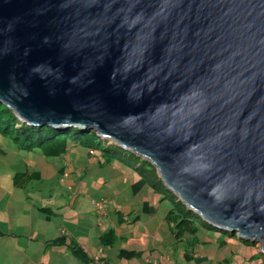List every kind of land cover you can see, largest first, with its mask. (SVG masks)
I'll return each mask as SVG.
<instances>
[{
	"label": "water",
	"instance_id": "95a60500",
	"mask_svg": "<svg viewBox=\"0 0 264 264\" xmlns=\"http://www.w3.org/2000/svg\"><path fill=\"white\" fill-rule=\"evenodd\" d=\"M0 103L134 152L264 253V0H0Z\"/></svg>",
	"mask_w": 264,
	"mask_h": 264
},
{
	"label": "rangeland",
	"instance_id": "374dc122",
	"mask_svg": "<svg viewBox=\"0 0 264 264\" xmlns=\"http://www.w3.org/2000/svg\"><path fill=\"white\" fill-rule=\"evenodd\" d=\"M2 150H6V145L2 146ZM36 154L28 155L9 149L6 156H0V231L17 236L0 238V264L13 259L11 255L23 245L31 244L30 248L37 250L40 244L36 240H57L61 232L62 235L65 232L67 237L79 240L80 245L88 243V235L92 232L93 247H89L90 251L99 247L98 242L95 244L96 239L111 229L118 236L114 243L115 249L130 238L138 240L135 243L146 245L157 237L162 244L169 246L167 241L161 240L170 238L169 224L163 223V220L173 204L130 165L114 160L102 168L97 163L99 155L89 157L83 147H74L63 160L44 159ZM63 167L65 169L61 171ZM84 168L87 169L86 173ZM25 171L39 172L41 176L31 178L22 187H14L15 173ZM124 207L133 212L117 214ZM105 209L108 213L102 216ZM139 214L143 219L141 222L137 221ZM119 219L130 222L119 224ZM198 238L202 244H207L206 247L200 245L198 249L206 251L216 248L217 257L213 260L221 264V260L227 258L230 264H264L258 241L246 243L206 230H199ZM185 245L183 241L176 246L183 248ZM142 249L148 250L147 246ZM50 259L42 261L50 263Z\"/></svg>",
	"mask_w": 264,
	"mask_h": 264
},
{
	"label": "trees",
	"instance_id": "16d2710c",
	"mask_svg": "<svg viewBox=\"0 0 264 264\" xmlns=\"http://www.w3.org/2000/svg\"><path fill=\"white\" fill-rule=\"evenodd\" d=\"M106 142V141H105ZM6 145V150H2V146ZM74 147H83L87 150L89 157L97 155L95 151H99L101 156L97 159V163L102 168L109 166L114 160L122 161L132 167L144 180L150 184L154 189L163 192L173 204L172 209L166 214L165 221L167 224H173L174 228L172 233L175 238H180L185 235H195L198 231L197 225L203 224L209 229H213L207 224L203 223L195 214L189 211L173 194L169 193L164 188L160 179L158 178L155 168L146 160L137 158L129 152L113 146L112 148H105L103 143L93 133L81 132L78 129H59L55 130L48 126L45 127H30L22 123L17 117L5 106L0 103V156H6L9 149H14L16 152H23L24 154L32 155L37 153L44 159H58L63 160L68 152ZM39 151V153L37 152ZM89 151L91 154H89ZM102 153L104 155H102ZM111 154L112 156L108 155ZM121 154H123L121 156ZM95 158V157H94ZM94 161V159H92ZM64 167L61 171H64ZM86 173V171H85ZM39 172L25 171L15 173L13 177V185L16 188L24 186L31 178H40ZM124 221V220H123ZM200 222V223H199ZM202 226V225H201ZM215 230V229H214ZM224 236H230L228 233L219 232ZM236 238V237H235ZM117 236L113 230H109L102 234L100 243L106 247H112L117 240ZM68 240H71L68 242ZM248 243V242H246ZM48 246L56 248L68 247L72 255L81 264H90L92 260L89 259L84 249L71 238L62 235L47 243ZM141 253L132 252L126 249H121L118 257L121 259L129 260Z\"/></svg>",
	"mask_w": 264,
	"mask_h": 264
},
{
	"label": "crops",
	"instance_id": "0c3cea01",
	"mask_svg": "<svg viewBox=\"0 0 264 264\" xmlns=\"http://www.w3.org/2000/svg\"><path fill=\"white\" fill-rule=\"evenodd\" d=\"M84 169L85 171H87L86 168ZM131 212H133L132 209L124 207L122 208V210H119L117 214H122V213L130 214ZM107 213L108 212L105 209L103 214L102 213L100 214H102L103 216V215H107ZM165 218H166V215L164 216L163 223H167L165 221ZM123 220L124 219H119L118 223L120 224L122 222H126L128 224L130 222V220H124V221ZM141 220L143 219L141 218V214H139L137 216V221L141 222ZM134 222L135 221H133V223ZM134 225H137V223H134ZM201 225H197L198 231L195 235L188 234V235H185L177 239L172 233L174 225L172 223L169 224L170 238L166 237L165 240H161L162 242L167 241V243L169 244L168 247L166 246L165 243L162 244L156 237L154 238L153 241H148L146 245L135 243L138 240H134L130 238V240H125V242L123 243L124 245L115 249L114 245L112 247H106L105 245H102L100 243V237L102 236L101 235L95 241V244H97V242L99 243V247L96 249L93 248V250L90 251L89 247L90 246L93 247L92 242H91L92 236H93L92 232L88 235V238H87L88 243L86 244L80 245L78 243L79 240L74 239V238H71V239L75 240L84 249L89 259L92 260L90 264H95V260H98L99 264H152V262H155L157 264H221L213 260L214 257H217L216 251H214L216 250V248L215 249L209 248L206 251L198 249L200 245L205 246V247L207 246L206 243L204 245L199 241L198 232L199 230H206L209 232L218 233L220 235L222 234L219 233V231H215L214 229L207 228L203 224ZM111 230L115 232L114 229H111ZM64 234L66 235L65 232ZM61 236H62V232H61ZM3 237H9V239H11L17 236L14 233H4L0 231V238H3ZM224 237L227 238V236H224ZM21 238L25 240L23 235H21ZM136 239L138 238L136 237ZM39 240L40 241L36 240L35 242H38L40 244V248H38L37 250L31 249L30 248L31 244H25V245L22 244L23 248H20V250L18 251H22L23 253L21 254V253H18V251H14L13 255H11L13 259L7 260L6 264H81L72 255L68 247L54 248V247L48 246L47 243L53 241L54 240L53 238L52 239H39ZM69 241L71 240H68V242ZM183 241L186 242V245L183 248H178L176 245ZM223 243L224 242L221 243L220 245L221 247L223 246ZM146 246L148 250H143L142 248H145ZM161 246L163 247V250L161 249ZM42 248L44 250H42ZM121 249H126V250L137 252V253L139 252L141 254L136 255V257H133L129 260H125V259H121L118 257V254ZM34 256H36V259H34ZM42 259L47 260V261L48 259H50V263H44ZM221 261H222V264H225V263L230 264L229 258L222 259Z\"/></svg>",
	"mask_w": 264,
	"mask_h": 264
},
{
	"label": "clouds",
	"instance_id": "9594fccd",
	"mask_svg": "<svg viewBox=\"0 0 264 264\" xmlns=\"http://www.w3.org/2000/svg\"><path fill=\"white\" fill-rule=\"evenodd\" d=\"M18 119V118H17ZM19 120V119H18ZM20 121V120H19ZM22 123H24V122H22ZM26 124V123H25ZM28 125V124H27ZM28 126H30V125H28ZM30 127H32V126H30ZM35 128H38V127H35ZM51 128V127H50ZM74 129H78V130H80L81 132H89V130H92L91 128H89V129H86V128H77V127H73ZM53 129V128H52ZM60 129H63V128H60ZM69 129H71V128H69ZM56 130V129H55ZM59 130V129H58ZM64 130H68V129H64ZM93 131V130H92ZM95 135H96V137H98V139H100L101 140V142L103 143V146L105 147V148H109V145L111 144V145H113V146H116V147H118V148H120V149H122V150H124L125 152H129V153H132L133 155H135L137 158H140V159H142V160H146V159H143V158H141L140 156H138L137 154H135L134 152H131V151H128L126 148H124V147H121V146H119L117 143H115L114 141H112L111 139H106V138H100L97 134H96V132H95ZM106 141V142H105ZM110 148H112V146H110ZM96 154L97 155H99V156H101V154H100V152L99 151H96ZM108 154V153H107ZM108 155H110V156H112L111 154H108ZM123 154H121V156H122ZM146 161H148V160H146ZM149 162V161H148ZM150 163V162H149ZM151 164V163H150ZM162 183V182H161ZM209 226V225H208ZM211 227V226H210ZM237 235V234H236ZM236 235H234L236 238H238L239 240H242V241H245V242H248V243H250V242H252V241H249V240H246L245 238H241V237H238V236H236ZM260 253L262 254V255H264V253H262L261 252V250H260ZM95 264H99L98 263V260H95Z\"/></svg>",
	"mask_w": 264,
	"mask_h": 264
}]
</instances>
